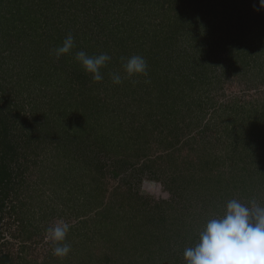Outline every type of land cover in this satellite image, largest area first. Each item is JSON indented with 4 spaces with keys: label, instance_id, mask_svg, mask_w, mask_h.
Instances as JSON below:
<instances>
[{
    "label": "rangeland",
    "instance_id": "374dc122",
    "mask_svg": "<svg viewBox=\"0 0 264 264\" xmlns=\"http://www.w3.org/2000/svg\"><path fill=\"white\" fill-rule=\"evenodd\" d=\"M72 1L74 52L55 70L48 32L65 22L51 24L56 12L26 30L0 25V64L11 73L0 74L5 105L34 119L41 139L25 147L18 197L0 215L4 264H186L185 248L224 203L264 205V8L259 0H184L180 10L176 0ZM28 3L38 17L41 2ZM81 50L112 57L102 82L75 60ZM133 55L147 61L146 77L126 78L121 58ZM49 69L72 89L51 91ZM58 220L71 225L63 259L46 240Z\"/></svg>",
    "mask_w": 264,
    "mask_h": 264
},
{
    "label": "clouds",
    "instance_id": "9594fccd",
    "mask_svg": "<svg viewBox=\"0 0 264 264\" xmlns=\"http://www.w3.org/2000/svg\"><path fill=\"white\" fill-rule=\"evenodd\" d=\"M259 4L264 8V0H259ZM74 46V37L68 34L52 53L59 59L71 53ZM74 58L96 83L103 81L101 69L112 59L107 53L90 56L82 50L77 51ZM121 59L126 78L148 75V64L143 56ZM111 80L114 85L123 82L119 73H113ZM70 229L71 225L64 220L46 229V240L54 245L53 256L63 259L71 252L67 242ZM183 255L186 264H264V205L254 198L247 203L228 200L220 212L201 226L194 244L185 248Z\"/></svg>",
    "mask_w": 264,
    "mask_h": 264
},
{
    "label": "trees",
    "instance_id": "16d2710c",
    "mask_svg": "<svg viewBox=\"0 0 264 264\" xmlns=\"http://www.w3.org/2000/svg\"><path fill=\"white\" fill-rule=\"evenodd\" d=\"M34 3V0H0V25L7 24L6 26L9 28L8 22L11 20L13 21L12 24H16L17 22H20V26H14L12 25L11 28H17L26 30V28L29 27L30 23L33 19H37L40 22L42 21V17H44L46 20L48 19V22L50 21L49 15H53L54 12L57 13V16L54 17V20L51 24H56L57 21L64 20V27L60 28L58 26L53 27L48 34L51 38H53L54 42L56 44H53L54 46L58 47L61 46L63 40L66 38L67 33H71L72 30H66V26L75 23L74 19V10L71 9L72 0H38L41 2V10H38L39 16H35L37 13V10L33 9V6L29 4L28 2ZM37 1V0H36ZM180 1L182 5L177 4V10L186 8L183 4L185 2L184 0H176ZM32 6V7H31ZM131 5L127 6L128 9ZM125 15V14H122ZM47 16V18H46ZM61 16V17H60ZM41 17V19L39 18ZM61 18V19H59ZM59 19V20H57ZM123 21L129 22L134 19L133 18H122ZM77 20V19H76ZM122 23V24H126ZM122 24L120 26H122ZM103 27L98 26V28ZM120 32V31H118ZM68 33V34H69ZM112 33V32H111ZM73 34V33H71ZM110 34V33H109ZM7 33L0 29V45L4 43V40L7 42ZM112 35H116V33H112ZM158 35V34H157ZM149 37V35H147ZM147 37V38H148ZM117 39L123 40V42H120L119 40H114L116 45L121 46V50H125V52H128L129 49L127 47V42L124 43V38L122 37H116ZM60 44H57L59 43ZM122 44V45H121ZM1 47V46H0ZM54 48V47H53ZM55 49V48H54ZM155 50V49H154ZM74 52V50L72 49ZM140 51V50H138ZM136 54V52H135ZM59 58L58 65H54V70L57 68L60 64H68L66 59ZM40 59L38 61L39 67H43L42 64L45 63V60L43 59V55L40 56ZM115 58V57H114ZM113 58V59H114ZM117 57L113 60V62H117ZM109 64V63H108ZM105 66V70L108 69L107 66ZM114 65L112 61H110V66ZM2 70V71H1ZM6 69H2V66L0 64V74L2 77L8 80H11V73L10 71H5ZM104 71V69H103ZM107 71V70H106ZM48 74H44L42 77L45 79V83L47 86L51 89V91H55V94H62L64 93L62 91V87L66 86L69 89H72V83L67 79V77L63 78V74L60 72H55L51 69H49ZM75 72V70L73 71ZM78 78L79 75H77ZM63 81V84L61 82ZM84 84V83H83ZM83 84H81L83 86ZM53 88H52V87ZM4 85L2 84V81H0V88H3ZM52 92V93H53ZM57 92V93H56ZM4 94H2L0 90V215L5 208V204L7 200L10 203L13 202L14 198L18 197L16 196L17 188L19 187V183L21 180L18 179L20 177L21 173L23 172V167L26 160V152L25 147L29 143H37V141L40 139V137H37V123L32 121H28L29 117L24 115V113H21L20 109H10L8 104L4 102L5 100ZM7 106H6V105ZM6 106V107H5ZM29 124L27 127L24 124ZM16 130V131H15ZM41 140V139H40ZM39 140V141H40ZM13 191V194H12ZM15 191V193H14ZM12 194V195H11ZM8 258L7 253H0V264H4L6 262V259Z\"/></svg>",
    "mask_w": 264,
    "mask_h": 264
}]
</instances>
